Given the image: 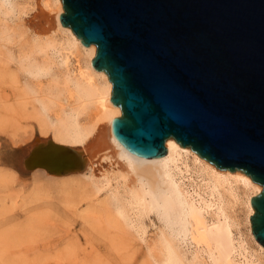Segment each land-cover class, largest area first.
Segmentation results:
<instances>
[{
  "label": "water",
  "instance_id": "water-1",
  "mask_svg": "<svg viewBox=\"0 0 264 264\" xmlns=\"http://www.w3.org/2000/svg\"><path fill=\"white\" fill-rule=\"evenodd\" d=\"M61 22L96 44L112 81L116 139L136 154L167 153L174 136L224 170L262 184L252 233L264 245V0H62ZM41 139L24 166L82 170L66 145Z\"/></svg>",
  "mask_w": 264,
  "mask_h": 264
},
{
  "label": "bare ground",
  "instance_id": "bare-ground-1",
  "mask_svg": "<svg viewBox=\"0 0 264 264\" xmlns=\"http://www.w3.org/2000/svg\"><path fill=\"white\" fill-rule=\"evenodd\" d=\"M36 1L39 8L36 23L40 30L17 56L26 81L18 85L16 73L9 75L17 87H23V97L33 98L32 104L41 115L42 132L51 135L47 141L69 147L85 167L89 160L96 164L93 158L102 152L118 163L130 187L129 195L110 187L111 177L106 174L89 177L97 192L109 189L103 209L117 211L136 231L141 227L138 229L131 223L123 211L127 203L138 204L146 213L158 214L164 227L152 242V264H263L260 257L264 254V245L256 239L252 228L249 239L254 248L242 233L237 235L239 224L232 216L239 205L251 225L250 215L255 211L251 197L262 190V184L242 170L218 168L189 146L181 145L174 136L166 139L167 153L155 157L136 154L119 142L112 130V120L122 114V109L111 100L112 81L107 73L92 64L96 44H84L70 26L61 22L62 0ZM18 4L15 0H0L4 21ZM56 29L64 34L62 41L53 35ZM15 32L16 29L4 23L0 38L10 41ZM26 32L23 29L19 35ZM75 49L88 59L82 61ZM40 54L45 58L37 56ZM55 56L61 57L65 67L62 80L52 63ZM72 56L76 60L74 74L70 68ZM6 57L15 58L10 49ZM27 103L25 100L26 106ZM184 154L188 157L191 154L194 167ZM187 242L194 245L193 252L184 247L183 243L187 245Z\"/></svg>",
  "mask_w": 264,
  "mask_h": 264
},
{
  "label": "rangeland",
  "instance_id": "rangeland-1",
  "mask_svg": "<svg viewBox=\"0 0 264 264\" xmlns=\"http://www.w3.org/2000/svg\"><path fill=\"white\" fill-rule=\"evenodd\" d=\"M15 1L19 4L7 15V21L0 13V30L4 23L16 29L10 41L0 38V263L152 264V242L164 227L158 214L146 213L138 204L127 203L123 211L131 223L138 229L141 227L138 232L117 211L103 209L108 187L97 192L90 183L91 175L106 174L111 177L110 187L129 195L130 187L115 159L102 152L93 158L96 164L89 160L82 170L64 174L25 168L24 159L31 146L40 138L50 139L51 135L42 132L41 115L32 104L33 98L27 95L25 99L23 87H17L9 75L16 73L18 85L25 83L26 74L19 69L17 56L40 30L36 23L37 1ZM23 29L27 30L26 35L20 36ZM53 35L60 41L65 37L59 29ZM8 49L15 58L7 59ZM75 53L82 61L88 59L79 50L75 49ZM37 56L45 58L43 54ZM61 60L55 56L52 61L60 80L65 70ZM75 62L72 56L73 74ZM25 100L29 101L27 106ZM190 156L185 157L194 167ZM234 210L232 216L239 224L237 235L242 233L250 246L256 247L249 239L251 225L244 218L243 208L236 205ZM188 242L183 245L193 252L194 245ZM260 259L264 264V254Z\"/></svg>",
  "mask_w": 264,
  "mask_h": 264
}]
</instances>
